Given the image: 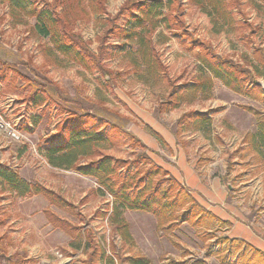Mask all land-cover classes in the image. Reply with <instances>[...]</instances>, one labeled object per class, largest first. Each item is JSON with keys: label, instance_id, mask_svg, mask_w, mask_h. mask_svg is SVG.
I'll return each instance as SVG.
<instances>
[{"label": "rangeland", "instance_id": "374dc122", "mask_svg": "<svg viewBox=\"0 0 264 264\" xmlns=\"http://www.w3.org/2000/svg\"><path fill=\"white\" fill-rule=\"evenodd\" d=\"M124 2L108 0L107 13L114 16ZM181 2L184 30L192 38L209 43L218 55L241 62L239 57L245 51L241 41L230 35L214 34L204 15L185 0ZM242 3L246 7L243 12L248 22H259L256 16L261 18V15L247 7L246 0ZM98 19L93 17L88 24H78L74 28L93 52L97 51V38L103 33ZM32 24L30 20L27 26L12 25L7 1L0 0L2 61L15 65L17 72L32 80L35 87L37 84L42 86L56 104H64L62 100L77 102L80 108L90 110L119 126L122 131L130 132L146 147L150 161L168 173L176 174V170L187 166L203 182L204 189L211 193L212 184L217 181L222 189L221 196H217L218 206L229 207L232 212L229 222L210 211L213 204L189 191L200 206L223 222L224 225L216 223L210 227L216 238H229L232 221L251 224L258 235L264 236V161L251 150L246 138L255 133L256 120L264 118L263 103L235 94L214 81L209 100L184 103L169 112L159 110V96L162 97L166 91L159 87L149 88L137 80L136 75L128 74L131 68L119 50L122 39L111 38L103 43L111 52L104 56L103 64L112 74H101L97 70L91 72L80 66L58 68L46 61L42 45L49 42L30 31ZM152 41L157 56L167 67V76L175 82L178 90L185 89L191 84L199 66L191 54L192 50L188 49L191 41L167 34L163 29L153 34ZM262 43L264 47V40ZM25 66L32 69L33 74ZM106 80H111L110 84L106 85ZM259 80L264 82V78ZM18 83L13 87L9 81L0 84V118L21 136L19 141H12L0 130V164L17 171L30 183H39L59 193L74 206V210H61L40 196L18 199L0 192V213L8 215L0 226V235H7L10 241L5 257L12 262L16 257L21 261L25 259L24 264H78L84 260L86 256L81 250L72 249L71 237L49 222L48 214L53 213L81 230L91 229L99 246L113 258L112 248L122 257L145 256L152 264H193L197 259H203L207 264H219L216 253L224 246L216 244L215 237H207L202 229L187 223L171 231H162L157 227L156 218L148 213H125L134 240V245L127 248L121 237L112 231L106 218L98 214H109L112 198L100 196L94 180L75 172L52 169L38 154L39 146H44V141L55 133L59 118L55 106L48 103L44 115L40 113L42 117L37 122L40 110L27 109L24 99L28 90L19 89L23 82ZM188 112L206 115L207 126L194 130L192 119L179 124V118ZM124 142L105 153L132 160L139 148L132 147L134 143L129 138ZM222 195L225 196L224 201Z\"/></svg>", "mask_w": 264, "mask_h": 264}, {"label": "trees", "instance_id": "16d2710c", "mask_svg": "<svg viewBox=\"0 0 264 264\" xmlns=\"http://www.w3.org/2000/svg\"><path fill=\"white\" fill-rule=\"evenodd\" d=\"M5 1L12 25L27 26L30 20L33 21L30 31L49 42L42 45L46 61L58 68L80 66L91 72L97 70L101 74H112L103 64L104 56L111 53L103 43L111 38L122 39L119 50L131 68L128 74L136 75L137 80L149 88L159 87L163 92L166 91L161 94L162 97L159 96V110L169 112L184 103L209 100L214 81L235 94L264 104V91L257 84L260 78H264V0H246L247 7L261 15V18L256 16L259 19L256 24L248 22L243 12L246 8L243 0H185L207 18L214 34L230 35L241 41L245 49L239 57L241 62L218 55L212 51L209 43L192 38L184 30L181 0H125L114 16L107 13L108 0ZM239 16L244 19L239 20ZM93 17L99 18L103 32L97 38L99 47L96 52L89 50L88 43L74 32L78 24H88ZM158 29L191 41L188 49L192 50L191 54L199 66L191 84L185 89H177L175 82L167 76V67L156 54L152 37ZM25 67L33 74L32 69ZM7 81L12 87L23 82L19 89L28 90L24 99L28 104L27 109L40 110L39 114H43L48 103L55 106L58 126L53 136L44 141V146H39L38 154L52 169L75 172L94 180L98 194L112 198L109 214H98L106 218L112 231L121 237L127 248L134 245L129 223L125 219L128 211L153 215L157 227L162 231H171L187 223L202 229L211 238L215 235L210 227L216 223L224 225L200 206L183 184L152 163L145 152L146 147L130 132L122 131L119 126L105 121L90 110L80 108L77 102L61 99L64 104H56L42 86L37 84L35 87L32 80L17 72L15 65L0 59V84ZM110 81L106 80L105 84H110ZM54 95L59 97L56 92ZM188 119L193 120L191 126L194 130L207 126L206 115L197 112L185 113L177 122L181 124ZM125 137L134 143L132 147L139 148L132 160L105 153L119 143H125ZM246 138L251 150L264 161V118L256 120L255 133ZM0 192L18 199L40 196L61 210H74V206L59 193L39 183L28 182L4 164H0ZM6 217V213H0V226L5 223ZM48 220L54 228L71 237L73 250H81L86 256L78 264H152L145 256L122 257L113 248L114 258L108 256L96 242L91 229L81 230L53 213L48 214ZM215 243L224 246L216 253L219 264H264V253L246 242L225 236L217 237ZM9 245L8 236L1 234L0 264H24V258L21 261L16 257L15 262H12L5 257ZM231 258L234 260L229 262ZM193 264L207 263L197 259Z\"/></svg>", "mask_w": 264, "mask_h": 264}, {"label": "crops", "instance_id": "0c3cea01", "mask_svg": "<svg viewBox=\"0 0 264 264\" xmlns=\"http://www.w3.org/2000/svg\"><path fill=\"white\" fill-rule=\"evenodd\" d=\"M177 181H179L181 184H183L192 195L201 196L203 199H205L210 204H213V206L210 207V211L214 213L216 216H223L224 220L229 222L230 220V214L232 212L230 211L229 207H223L218 206L219 205V197L222 194V189L218 185L217 181H214L212 184V193L206 188L204 189L203 182L195 175L194 171L191 170L187 166H183L182 168H179L176 170V174H172V172H169ZM223 201L225 200V196L222 195L221 198ZM215 205V206H214ZM225 205V204H224ZM227 219V220H226ZM231 227L229 228L228 237L231 239H238L241 241H244L252 246H254L256 249L260 250L264 253V236L258 235V233L253 229V226L251 224H248L246 222H230Z\"/></svg>", "mask_w": 264, "mask_h": 264}, {"label": "built area", "instance_id": "2783aa9c", "mask_svg": "<svg viewBox=\"0 0 264 264\" xmlns=\"http://www.w3.org/2000/svg\"><path fill=\"white\" fill-rule=\"evenodd\" d=\"M0 130L1 132L12 141H19L21 136L18 132H16L12 127L7 123L2 121L0 118Z\"/></svg>", "mask_w": 264, "mask_h": 264}, {"label": "water", "instance_id": "95a60500", "mask_svg": "<svg viewBox=\"0 0 264 264\" xmlns=\"http://www.w3.org/2000/svg\"><path fill=\"white\" fill-rule=\"evenodd\" d=\"M257 84L262 88V90L264 91V82L262 81H258Z\"/></svg>", "mask_w": 264, "mask_h": 264}]
</instances>
